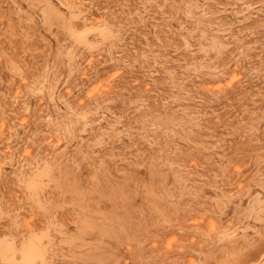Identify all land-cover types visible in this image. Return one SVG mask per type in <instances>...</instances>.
<instances>
[{
  "label": "rangeland",
  "instance_id": "rangeland-1",
  "mask_svg": "<svg viewBox=\"0 0 264 264\" xmlns=\"http://www.w3.org/2000/svg\"><path fill=\"white\" fill-rule=\"evenodd\" d=\"M30 243L264 264V0H0V264Z\"/></svg>",
  "mask_w": 264,
  "mask_h": 264
},
{
  "label": "bare ground",
  "instance_id": "bare-ground-1",
  "mask_svg": "<svg viewBox=\"0 0 264 264\" xmlns=\"http://www.w3.org/2000/svg\"><path fill=\"white\" fill-rule=\"evenodd\" d=\"M86 3V2H85ZM57 24V23H56ZM99 29V28H98ZM102 32V31H101ZM104 33V32H103ZM103 33H102V36H103ZM81 35H84V34H81ZM80 34H76V37L78 38L79 42L82 41L85 45H87V40H82V37H81ZM86 38V37H85ZM77 40V39H76ZM89 44V43H88ZM90 45V44H89ZM11 65V64H10ZM17 71V70H16ZM118 73V72H117ZM113 78V76H112ZM32 87V86H31ZM34 89V88H33ZM46 90V89H45ZM52 95V93H51ZM65 133V132H64ZM57 164V163H56ZM29 189H33V185H29L28 186ZM40 250V249H39ZM36 244L34 243H30L28 245H26L25 248H23L21 251H20V257L18 259V263L19 264H34V261L37 257H39V252ZM9 251V252H8ZM8 251L6 250H2L0 248V255L2 256V258H4L5 260L9 259V260H14V250L13 249H9ZM15 262V261H14ZM37 264V263H36Z\"/></svg>",
  "mask_w": 264,
  "mask_h": 264
}]
</instances>
